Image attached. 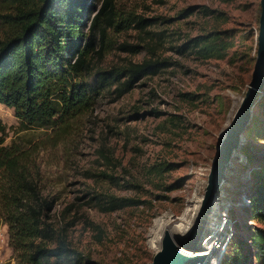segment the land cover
Returning a JSON list of instances; mask_svg holds the SVG:
<instances>
[{
	"label": "rangeland",
	"instance_id": "1",
	"mask_svg": "<svg viewBox=\"0 0 264 264\" xmlns=\"http://www.w3.org/2000/svg\"><path fill=\"white\" fill-rule=\"evenodd\" d=\"M9 1L0 0V13L11 10ZM115 2L120 16L132 21L141 16L151 25L144 31L130 21L125 29H111L112 47L103 59H94L89 80L95 81V71L101 67H125L149 58L165 60L167 65L140 78L121 97L114 88L102 89L95 104L64 134L51 129L19 134L40 144L38 161L47 191L60 197L53 220L60 225L77 215L70 240L91 264H151L157 252L151 244L157 222L170 223L172 236L179 240L200 215L204 199L195 217L198 204L192 199L206 193L218 147L237 110L233 111L234 101L245 96L253 76L261 0ZM102 3L90 0L89 12L98 11ZM3 30L0 23V34ZM197 37L204 38L201 47L209 46L210 53L192 45ZM123 45L136 46L137 52ZM19 125L14 109L0 105V136L4 127L6 143L16 136ZM261 163L264 100L254 107L250 128L216 193L209 236L201 243L214 250L210 264L215 258L218 264L224 254L211 243V236L224 225L237 231L230 217L249 204L239 194L249 187V170ZM106 175L114 176L116 184L109 183ZM96 192L135 197L143 203L102 212L86 204ZM68 204H73L74 212L64 220L60 213ZM224 218L228 221L219 227ZM242 222L240 233L246 238L255 227L264 228L249 218ZM0 264H24L9 244L5 224H0Z\"/></svg>",
	"mask_w": 264,
	"mask_h": 264
},
{
	"label": "trees",
	"instance_id": "2",
	"mask_svg": "<svg viewBox=\"0 0 264 264\" xmlns=\"http://www.w3.org/2000/svg\"><path fill=\"white\" fill-rule=\"evenodd\" d=\"M9 4L11 10L0 13L4 26L0 105L13 108L20 125L9 143L4 127L0 136V224L7 225L9 244L20 263L91 264L70 240L69 230L77 224V215L60 225L53 220L60 197L47 191L38 161L40 144L19 133L51 129L64 134L95 104L102 89L114 88L121 97L140 78L159 73L167 62L149 58L125 67H101L92 82L88 76L93 73L94 59H103L112 47L110 30L125 29L131 21L145 31L151 25L149 19L136 16L132 21L120 16L115 0H103L95 12H89L90 0H11ZM203 41L197 37L192 45L210 53L209 46L201 47ZM124 47L137 52L136 46ZM263 100L262 95L258 105ZM249 177V187L239 195L248 197L250 203L234 209V217L228 214L237 231L219 264H264V228L255 227L247 238L240 233L243 219L264 224V164L252 167ZM105 178L116 184L114 176ZM142 203L135 197L96 192L86 204L114 212ZM72 212L73 204H68L60 215L66 220Z\"/></svg>",
	"mask_w": 264,
	"mask_h": 264
},
{
	"label": "water",
	"instance_id": "3",
	"mask_svg": "<svg viewBox=\"0 0 264 264\" xmlns=\"http://www.w3.org/2000/svg\"><path fill=\"white\" fill-rule=\"evenodd\" d=\"M264 88V0H261V13L259 19V32L257 42V57L254 65L253 76L248 84L245 96L237 108L232 121L218 147L211 171L208 176V184L204 196V203L200 209V215L188 233L185 241L176 240L167 234L164 246L157 251L151 264H198L204 260V256L192 257L184 253V249L203 250V240L208 236L209 216L212 211L216 193L221 184L225 170L230 165L234 151L239 148L245 131L251 122L253 109L259 102ZM220 263V258L218 264Z\"/></svg>",
	"mask_w": 264,
	"mask_h": 264
},
{
	"label": "bare ground",
	"instance_id": "4",
	"mask_svg": "<svg viewBox=\"0 0 264 264\" xmlns=\"http://www.w3.org/2000/svg\"><path fill=\"white\" fill-rule=\"evenodd\" d=\"M241 101H242L241 98H236L235 99V101H234V110L233 111H235L238 108V106L241 103ZM232 114H234V113H232ZM231 121H232V118L229 120L228 125L230 124ZM207 184H208V182H207ZM204 196H205V194L204 195H200V197L197 198V199L196 198L192 199L193 200V202H192L193 204L194 203L198 204V205H195L196 210H195V215L193 217H195L197 215L198 209L200 207V203L203 200ZM195 208H194V205H193L191 207V209H189V210L192 212V210L194 211ZM170 225H171L170 223H166V222H164L162 220H159L157 222L156 229L154 230L156 235H155V237H153L152 242H151L153 248L157 249V251H159V250H161L163 248L164 239H165L167 234H170V236L174 235V233H172L171 230H170ZM191 226H193L192 223H191ZM191 226L189 227L190 229H191ZM188 229L186 231H188ZM187 233H189V232H185V234L181 235L179 240H176L173 236L172 237L176 240V242L180 243V242L185 241V239H186V237L188 235ZM183 251H184V253H186L187 255H190L192 257L204 256L205 257L204 259H205V262H206L205 264H210V262H209L210 258L208 260V257L212 253H214V250H210V248H205L203 250H188V249H184ZM216 263H217V259L215 258V259H213L211 264H216ZM201 264H203V263H201Z\"/></svg>",
	"mask_w": 264,
	"mask_h": 264
},
{
	"label": "built area",
	"instance_id": "5",
	"mask_svg": "<svg viewBox=\"0 0 264 264\" xmlns=\"http://www.w3.org/2000/svg\"><path fill=\"white\" fill-rule=\"evenodd\" d=\"M247 203H250V199L248 197H243ZM228 216V215H227ZM229 217V216H228ZM225 220L228 221L227 219L224 218V221L221 220L220 224L218 225L219 227L224 223ZM227 223V222H226ZM233 225V224H231ZM225 229H220L217 230L212 236H211V243L216 246L218 250L221 251V253L225 252L228 244L230 243V240L232 239V236L235 232L234 227H225Z\"/></svg>",
	"mask_w": 264,
	"mask_h": 264
}]
</instances>
